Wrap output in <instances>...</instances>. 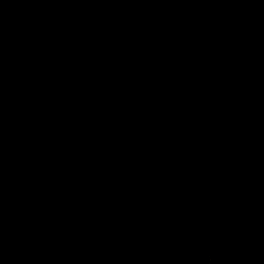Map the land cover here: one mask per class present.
Wrapping results in <instances>:
<instances>
[{
  "label": "water",
  "instance_id": "obj_1",
  "mask_svg": "<svg viewBox=\"0 0 264 264\" xmlns=\"http://www.w3.org/2000/svg\"><path fill=\"white\" fill-rule=\"evenodd\" d=\"M0 264H264V0H0Z\"/></svg>",
  "mask_w": 264,
  "mask_h": 264
}]
</instances>
